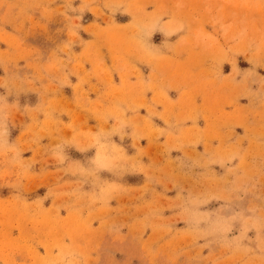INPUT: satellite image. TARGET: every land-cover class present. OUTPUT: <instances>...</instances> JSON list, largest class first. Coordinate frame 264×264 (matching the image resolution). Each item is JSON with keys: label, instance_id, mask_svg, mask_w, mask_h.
Masks as SVG:
<instances>
[{"label": "rangeland", "instance_id": "rangeland-1", "mask_svg": "<svg viewBox=\"0 0 264 264\" xmlns=\"http://www.w3.org/2000/svg\"><path fill=\"white\" fill-rule=\"evenodd\" d=\"M0 264H264V0H0Z\"/></svg>", "mask_w": 264, "mask_h": 264}]
</instances>
